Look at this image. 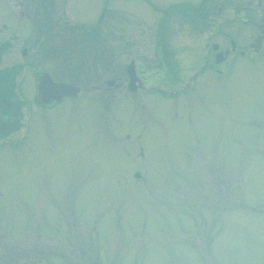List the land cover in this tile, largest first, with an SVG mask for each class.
<instances>
[{
  "label": "rangeland",
  "instance_id": "rangeland-1",
  "mask_svg": "<svg viewBox=\"0 0 264 264\" xmlns=\"http://www.w3.org/2000/svg\"><path fill=\"white\" fill-rule=\"evenodd\" d=\"M6 1L27 25L0 0V67H20L23 101L0 136V264H264V40L242 21L264 23V0L204 1L213 36L144 0H40L39 25V0ZM226 33L252 57L196 74ZM158 38L181 65L172 85L156 76ZM131 58L145 90L102 95ZM38 71L82 91L41 109Z\"/></svg>",
  "mask_w": 264,
  "mask_h": 264
},
{
  "label": "flooded vegetation",
  "instance_id": "flooded-vegetation-1",
  "mask_svg": "<svg viewBox=\"0 0 264 264\" xmlns=\"http://www.w3.org/2000/svg\"><path fill=\"white\" fill-rule=\"evenodd\" d=\"M145 2H147L150 7H155V9H159L161 12L164 13V15L162 16L161 21H163L162 23H164L168 17V14L172 13V11H178L181 14H186L188 18H190L189 16V7L187 5H181V6H175L173 8V6H169V7H165L162 6L160 4H157L158 6H156L155 1L153 0H144ZM204 1H208V0H202L200 4L193 6V8L199 9V11L197 12V20L192 21V25L196 28L195 30H197L198 28L202 31L203 30V34H208V35H215L216 33H219V30L217 28H215V26L213 24L211 25H207V19L208 17L211 15L212 12V8L207 5L206 3H204ZM4 2V8L7 12L12 13V15L14 16V21H19V22H25L27 25V19H24L23 16L24 14H26L25 10H21L19 16H17V12L14 11V8L12 6H10L6 0H3ZM187 3V2H185ZM152 5V6H151ZM207 8H206V7ZM259 6V3H258ZM152 7V8H153ZM177 7V8H176ZM160 8H165V9H160ZM240 10L242 11H248L249 8L251 7H246V6H240L239 7ZM43 11H48L50 9V7H47L46 5H43L41 3V1L39 0V4L37 6V13L35 15V20L37 21V24L39 25V21L42 22V24H44V18H43V14L41 16H39V10ZM230 9H233V6L230 7ZM208 10L207 15L204 14V12ZM211 10V11H210ZM225 10V6L221 7L220 10H216V12L214 13L216 14H222L223 11ZM192 18H195L194 16H192ZM165 20V21H164ZM6 21V20H5ZM242 21L247 22V24H253L257 27V29H259V34L257 35V38L255 39L256 41L259 42L258 46H255V48L259 49L262 46V43L264 42V23L262 24H258L257 22H254L253 20H251V18L248 16L246 20L242 19ZM13 23V22H11ZM10 25L9 23L4 22L3 26H7ZM206 25V26H205ZM209 26L208 28L212 27L211 29L207 30V32H204L205 28ZM2 31V27H0V33ZM226 37L229 39V49H221L220 44L217 42H212L210 47L207 49H210L211 52V59L207 58V56L205 54H203V57L201 58V61L203 63H201L199 71L196 74H202L203 72H205L206 70H209L210 72L213 73H220L221 70H219V67L221 65L222 62L230 60V59H234L237 56H250L252 57L249 52L246 49H240L239 44L235 41V39L233 38L234 36L230 33H226ZM263 41V42H262ZM70 44L73 45V47L76 44V40L71 38L69 40ZM216 46V48H215ZM125 48V46H124ZM257 49V50H258ZM155 50L157 53L160 52L161 58L156 59L157 62H159V65H157V69H158V74L156 75L157 78L158 76L160 78L158 82L160 83H164L167 85H172L175 81V77H177V73L179 72V68L181 67V65H179L178 61L176 60V57L174 55V53L171 51V49H167V43L162 41V38H158L155 42ZM222 52L223 56H222V60L220 62H216V55ZM23 55L27 53V49L24 48L22 50ZM2 50L0 49V65H1V57H2ZM130 64H133V76L136 78L135 84L136 88H131L129 86V82H130V75L128 73V66ZM9 68L6 67H0V76L1 73L3 74L4 78H2L1 82H0V136H5L6 134H8L7 132L9 130H11L14 126V124H19L21 122V118L19 120V110H20V106L18 105V103H22L23 101L17 96L15 90H16V86H15V81H13V85H12V79H11V75H9L7 77V73L5 72L6 70H8ZM77 70L74 71V75L76 76V74L78 72H76ZM42 72V71H40ZM124 75L126 77L125 80H120L118 79H111V80H106V84L108 85V87L106 89H102L101 93L102 95H106L107 93L113 91L112 88L118 89V94H121L124 92L128 93L129 95H134L135 93H137V91H142L145 90L144 88H146V86L143 84L144 78H145V73H143L142 75H140V72L138 70V67L135 63L134 58H131L129 60V63L126 65V68L124 70ZM140 75V76H139ZM77 77V76H76ZM109 81H112L111 83H109ZM75 83H77V81H75ZM80 84V83H78ZM188 84L189 81L187 82L186 88L185 90H187L188 88ZM192 84V83H191ZM81 86V85H80ZM192 87V85L190 86V88ZM157 90L161 95L163 94H174V92H171L167 89H165L163 86H157L154 85L153 88ZM81 91H82V86H81ZM171 92V94H170ZM81 93V92H80ZM79 93V94H80ZM78 94V95H79ZM78 95L76 97H78ZM114 94H112V98H113ZM75 97V98H76ZM69 97H65L62 101H64L65 99H67ZM72 99V98H70ZM128 100V99H125ZM61 101V102H62ZM61 102H50L48 104H42V103H38L37 104L41 107V109H46V108H51L53 107L54 104H58ZM108 110V108L106 109ZM23 122V121H22ZM21 127V125H20Z\"/></svg>",
  "mask_w": 264,
  "mask_h": 264
},
{
  "label": "water",
  "instance_id": "water-1",
  "mask_svg": "<svg viewBox=\"0 0 264 264\" xmlns=\"http://www.w3.org/2000/svg\"><path fill=\"white\" fill-rule=\"evenodd\" d=\"M221 60L222 53H218L216 56V62H220ZM133 69V64H130L128 66V73L130 75L129 85L131 88H136V78L133 76ZM111 82L112 81H109V83ZM79 91L80 87L78 85L65 81H54L47 72H43L38 76L37 99L39 102L48 103L52 100L60 101L65 96H76Z\"/></svg>",
  "mask_w": 264,
  "mask_h": 264
},
{
  "label": "trees",
  "instance_id": "trees-1",
  "mask_svg": "<svg viewBox=\"0 0 264 264\" xmlns=\"http://www.w3.org/2000/svg\"><path fill=\"white\" fill-rule=\"evenodd\" d=\"M208 5V4H207ZM189 7V6H188ZM206 7V6H205ZM207 8V7H206ZM189 10H191L192 11V13L191 12H189V15H191V16H194L195 18H193V20L195 21V20H197V12L199 11V9H196V8H193V6H191V7H189ZM207 12H208V10H206L205 12H204V14L205 15H207ZM82 31H83V33L84 32H87L86 33V36L88 35V31H89V29H86V30H83L82 29ZM70 33H72L73 34V32L70 30L69 31ZM90 35V34H89ZM68 43H70L69 41H68ZM19 70H20V67H13V68H9L8 70H6L5 72L7 73L6 75H7V77L9 76V75H11L10 77H11V79H12V85H13V81H14V79H15V76L17 75V73L19 72ZM2 78H4V76H3V74L1 73V76H0V82H1V80H2Z\"/></svg>",
  "mask_w": 264,
  "mask_h": 264
}]
</instances>
